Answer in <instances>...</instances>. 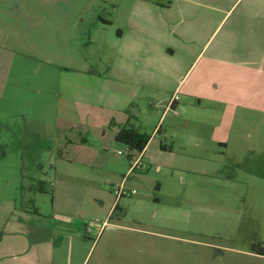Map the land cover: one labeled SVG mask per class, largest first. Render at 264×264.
<instances>
[{
	"label": "crops",
	"instance_id": "obj_1",
	"mask_svg": "<svg viewBox=\"0 0 264 264\" xmlns=\"http://www.w3.org/2000/svg\"><path fill=\"white\" fill-rule=\"evenodd\" d=\"M8 2L0 0V88H48L42 81L49 82V68H63L58 59L73 60L75 43L84 44L83 58L87 53L89 60L94 58L89 46H103L95 54L101 60L111 41L109 63L97 73L104 80L99 97L80 98L75 110L92 101L109 111L123 110L119 119L100 123L101 137L110 123L116 128L110 131L114 139L120 126L134 127L149 135L148 142L168 138L170 145L160 143V149L174 153V162H205L209 175L193 180L194 185L208 183L215 189L203 196L187 194L170 187L175 180H165L159 183L166 187L163 197L181 199L176 211L182 217L199 218L204 212L211 221L214 216L220 220L219 230L211 228L219 241L203 243L225 264H264V0H51L36 35L25 40L16 30L12 48L2 30ZM82 10L88 13L82 24L93 25L83 44L72 35V17ZM7 51H14L11 57ZM10 58L18 66L28 59L47 67L14 77ZM80 90L88 94L89 88ZM58 105L33 103L31 114H21L24 134L42 139L52 128L62 151L67 145L76 148L75 158L57 149L63 160L53 161L51 176L0 161V264H183L178 251L169 255L163 244L147 240L152 232L138 207L145 209L147 198L158 203L161 197L139 179H129V166L121 173L127 192L119 197L112 185L121 179L104 176L102 183H94L89 170L97 156L88 153L101 154V140L91 143L89 138L98 135L90 125L86 131L56 132L58 121L65 119ZM147 143L141 151L143 167L148 165ZM190 148L195 152L185 153ZM1 152L7 156L2 145ZM12 168L18 171L9 177ZM193 253L199 259V251Z\"/></svg>",
	"mask_w": 264,
	"mask_h": 264
},
{
	"label": "rangeland",
	"instance_id": "obj_2",
	"mask_svg": "<svg viewBox=\"0 0 264 264\" xmlns=\"http://www.w3.org/2000/svg\"><path fill=\"white\" fill-rule=\"evenodd\" d=\"M61 4L63 5L64 2L60 1L59 5ZM49 5H52L51 0H9L6 11L3 10L2 14L4 15L2 30L8 35V39H10L8 42L9 47H15L16 30L20 31L19 36L25 40H31L36 35L39 30L37 25L46 21L42 15L45 8H48ZM34 7L40 11L37 12L34 10ZM86 16H88V13L82 10V13H77L72 17L74 27L72 29L73 39L82 44L88 42L87 33L90 30L93 31V29H90L93 26L92 24H82L86 21ZM81 24L82 26H80ZM84 25L85 27H83ZM100 30V28L96 30V33L98 34ZM113 34L114 31L111 30L110 35L113 36ZM83 45L76 43L73 45V60H56L55 63L63 64V68L59 69L56 65L55 69L51 65L52 68H49V76L47 77L50 79L49 82L44 83L42 81V87L47 86L48 88H0V147L2 145L3 150L5 148L7 150V156L4 153L2 154V152L0 153V161L17 163L19 171H21L20 167H24L26 173L44 172L46 175L49 174L51 176V164H54L55 160L57 162L63 160L59 159L58 154L55 152L57 149L58 151H62L57 145L58 139L55 138L52 128L47 129L49 133L43 136L42 139L29 137L27 134H24V123L21 114H31V111L34 109L32 108L33 103L35 104L40 101L42 105L51 106L59 101L57 109L60 114L65 116V119L58 121V131L56 132L60 133L61 130L68 129L86 131L90 125L91 131L98 135L97 138H89L92 140L91 143L97 144L101 140V154H97L96 151L88 153L89 158L93 155L97 156L95 167L89 170V174L95 178L94 183H102L100 179L104 176L106 177L104 179H107V176L113 179H121V173H124L128 168L130 159L128 156L118 155L117 150L124 149L126 145L115 141L112 137L113 133L110 131L114 132L112 128L116 129L113 123L104 128L106 132L104 137H101V130L99 129L100 123L106 118L109 121L112 120V117L119 119L123 116L124 111L118 109H114L116 111H109L101 107L97 101H92V105L90 106H78V110H75L74 107L80 98L88 97L95 100L99 97L98 94L104 80L103 77L99 78L97 73H102L104 67H107L111 57L112 43L110 41L104 45V59L102 55L101 57L98 55L101 60L96 59L95 54L103 50V46L90 45L89 48L94 49V58L89 60L90 56L87 53L86 58H83ZM7 52L11 57L14 51ZM17 60L20 62V56L17 57ZM17 60L10 58L12 67L9 68L14 77H17L22 71L24 72L23 74L32 76L34 67L35 69L42 65L47 67L46 64L40 65L38 62L28 59H23L21 61L22 64L18 66L19 62ZM89 69L90 71H88ZM40 70L44 72L43 68ZM80 88H89L88 94H84ZM106 94L107 90L104 92V95ZM127 114L129 115L128 111ZM129 118H131V115H129ZM148 125H151V122ZM41 129L42 131L44 130L43 127ZM78 137L80 138V135ZM208 138V135L203 137L207 145H209ZM195 140L192 139V143H195ZM165 142L168 143L167 145H170L168 138L166 140L160 137L151 139L147 143V153L145 154L148 165L143 167L145 164V160L143 159L144 164L132 170V173L128 177L129 179H139L144 183L146 188L152 189L153 193L161 197L158 203H153L152 200H149L151 198H147L148 203L146 208L144 209V206L138 207V211L145 212L146 229L152 232L147 237V240L154 245L163 244V246L167 247L169 255L172 253V250L174 253L178 251L179 255L183 257V264H225L220 253L216 255L217 251L210 244L203 243H215L219 241L215 237V231L213 232L211 228L219 230L218 228L221 227L220 220L214 216L212 217L214 220L211 221L209 214L204 212L199 214V218L197 216L193 217L189 213L183 214L184 217H182L176 211L177 206H180L181 199L163 197L167 194L165 191L166 187L164 184H159L167 183L164 182L165 180L171 182L175 180L173 182L175 184L170 187L177 188L179 192L184 191L187 194H200L203 196L205 193L211 192L210 189H215L216 186L208 183L194 185L195 181L193 180L205 178L209 175V170L205 162L201 160L182 159L181 161L177 160L174 162V153L162 152L160 149V143ZM63 143L65 144V141ZM67 149L64 148L62 151L63 155L68 158H75L73 150L76 148L67 145ZM193 149L185 150V153H190V151L191 153L195 152ZM185 153L181 152V150L178 152L179 155L186 156ZM102 162H105V165ZM12 171L17 173L18 170L17 168L9 170V177H12ZM47 182L49 184L50 180ZM240 203L243 202L240 201ZM130 210L129 214L133 215L132 213L135 211V208L131 207ZM136 214L139 215L137 212ZM192 240L202 241V243L192 244ZM196 250L200 253V257L197 260L193 253Z\"/></svg>",
	"mask_w": 264,
	"mask_h": 264
},
{
	"label": "trees",
	"instance_id": "obj_3",
	"mask_svg": "<svg viewBox=\"0 0 264 264\" xmlns=\"http://www.w3.org/2000/svg\"><path fill=\"white\" fill-rule=\"evenodd\" d=\"M149 140V135L140 132L134 127L120 126L115 135V141L124 143L129 148L128 158L134 156L136 153L141 152ZM253 250L263 251L262 247L257 248L252 246Z\"/></svg>",
	"mask_w": 264,
	"mask_h": 264
},
{
	"label": "built area",
	"instance_id": "obj_4",
	"mask_svg": "<svg viewBox=\"0 0 264 264\" xmlns=\"http://www.w3.org/2000/svg\"><path fill=\"white\" fill-rule=\"evenodd\" d=\"M178 98L177 95H175L172 100H176ZM117 154L120 156H128L129 155V148L128 146H125L124 149H119L117 150ZM130 165H129V172L134 170L137 167H141L144 163H143V159H142V153L138 152L136 153V155L131 156L130 158ZM124 177L121 179L120 182L115 183L112 185V191L115 194L116 197L121 196L124 192H127V190L124 188L123 186V181H124ZM132 193L135 192L134 189L131 190Z\"/></svg>",
	"mask_w": 264,
	"mask_h": 264
}]
</instances>
